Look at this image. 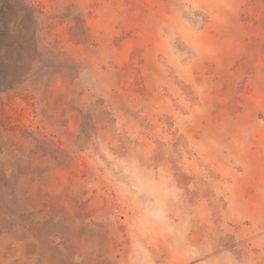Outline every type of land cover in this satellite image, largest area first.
<instances>
[{"label":"rangeland","instance_id":"374dc122","mask_svg":"<svg viewBox=\"0 0 264 264\" xmlns=\"http://www.w3.org/2000/svg\"><path fill=\"white\" fill-rule=\"evenodd\" d=\"M10 13L0 264H264V0Z\"/></svg>","mask_w":264,"mask_h":264},{"label":"trees","instance_id":"16d2710c","mask_svg":"<svg viewBox=\"0 0 264 264\" xmlns=\"http://www.w3.org/2000/svg\"><path fill=\"white\" fill-rule=\"evenodd\" d=\"M28 11L31 13V16H33L34 14L37 13L36 10H34L32 7L27 8ZM3 12H12L13 11V7L12 5H10V2H4V7L2 8ZM11 16L12 13L8 14L7 16V20L6 17L2 20L1 24H0V28L2 31L8 33L10 32L11 29ZM8 51H10V47H7Z\"/></svg>","mask_w":264,"mask_h":264}]
</instances>
